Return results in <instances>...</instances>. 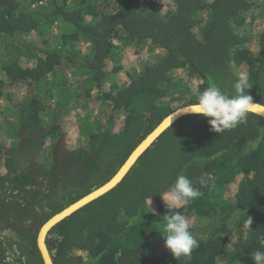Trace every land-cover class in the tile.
Instances as JSON below:
<instances>
[{"label":"trees","instance_id":"16d2710c","mask_svg":"<svg viewBox=\"0 0 264 264\" xmlns=\"http://www.w3.org/2000/svg\"><path fill=\"white\" fill-rule=\"evenodd\" d=\"M241 76L264 106V0H0V116L16 122L0 123V264H43L36 239L51 216L109 181L167 115L212 83L233 95ZM72 112L75 139L61 124ZM180 174L202 196L173 210L198 241L174 259L159 194ZM260 237L264 120L216 134L193 114L46 246L53 264H254Z\"/></svg>","mask_w":264,"mask_h":264},{"label":"clouds","instance_id":"9594fccd","mask_svg":"<svg viewBox=\"0 0 264 264\" xmlns=\"http://www.w3.org/2000/svg\"><path fill=\"white\" fill-rule=\"evenodd\" d=\"M245 82V78L241 76L233 83V95L224 93L212 83L197 95L195 103L184 106L180 111L206 118L210 130L216 134L234 129L245 122L255 106L252 97L244 91ZM159 195L169 210L168 214L163 216L164 247L174 259L190 256L192 250L198 246V241L190 231L189 219L173 210L201 197L202 192L193 187L189 178L180 174L174 183ZM147 200L149 205L151 196ZM251 223V218H248L244 224L249 229ZM259 239L264 243V237ZM253 260L254 264H264V251H256Z\"/></svg>","mask_w":264,"mask_h":264},{"label":"water","instance_id":"95a60500","mask_svg":"<svg viewBox=\"0 0 264 264\" xmlns=\"http://www.w3.org/2000/svg\"><path fill=\"white\" fill-rule=\"evenodd\" d=\"M255 104L253 110L250 112L262 118L264 120V106L253 102ZM183 107L176 109L171 114L167 115L155 128L152 130L130 153L124 163L118 168L116 173L112 176V178L99 186L96 189H93L90 193L71 203L60 212L51 216L39 229L37 234V248L39 250L42 263L43 264H53L52 256L46 246V236L48 232L59 222L64 220L65 218L72 215L74 212L78 211L85 205L99 198L100 196L106 194L111 189H113L127 174V172L131 169V167L135 164L137 159L142 155V153L170 126H172L177 120H179L183 116L193 115L191 113H186L180 111Z\"/></svg>","mask_w":264,"mask_h":264},{"label":"rangeland","instance_id":"374dc122","mask_svg":"<svg viewBox=\"0 0 264 264\" xmlns=\"http://www.w3.org/2000/svg\"><path fill=\"white\" fill-rule=\"evenodd\" d=\"M257 23L262 24L259 20L257 21ZM140 56H141V58H143V60H146V58H147L145 55H143V56L140 55ZM123 66H124L125 69L129 70L130 68L134 67L135 64L134 63H129V61H124V65ZM11 90L12 89H8V92H10ZM18 95L23 96L24 94H23L22 91H20V92L15 94L16 97ZM15 96H12L13 99H17ZM6 105H7V100L0 99V109L5 107ZM79 113H81V111H79ZM13 119H14L13 117L11 118V117H7V116H0V123L8 122V121L11 122ZM14 121L15 120H13V122ZM14 123H16V122H14ZM65 123L67 125L64 127V130L67 131L68 129H71V130L74 129V130H72L73 132L71 131V133H72V135H74L73 139H75V136H76V131H75L76 123H75V113L74 112L70 113L69 116L67 117V119L63 120L61 124L65 125ZM6 141H8V139L6 138V135H5L4 131L1 129V125H0V143L4 142L6 144L7 143ZM73 143H74V140H73ZM234 191H235V187L233 185L232 190L230 192L228 191L225 196L227 198H229V199H232V195H233Z\"/></svg>","mask_w":264,"mask_h":264}]
</instances>
